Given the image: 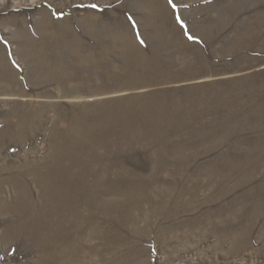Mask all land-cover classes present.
Masks as SVG:
<instances>
[{
	"label": "rangeland",
	"instance_id": "1",
	"mask_svg": "<svg viewBox=\"0 0 264 264\" xmlns=\"http://www.w3.org/2000/svg\"><path fill=\"white\" fill-rule=\"evenodd\" d=\"M0 264H264V0H0Z\"/></svg>",
	"mask_w": 264,
	"mask_h": 264
}]
</instances>
